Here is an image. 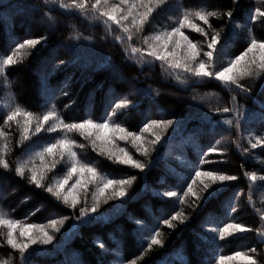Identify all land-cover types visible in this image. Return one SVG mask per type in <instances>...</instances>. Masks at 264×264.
Instances as JSON below:
<instances>
[{
    "label": "trees",
    "instance_id": "16d2710c",
    "mask_svg": "<svg viewBox=\"0 0 264 264\" xmlns=\"http://www.w3.org/2000/svg\"><path fill=\"white\" fill-rule=\"evenodd\" d=\"M63 2L71 4L72 0ZM113 2L118 3V0ZM59 4L60 0H2L0 3V58L10 55L15 45L26 38L47 37L44 47L37 46L39 52L23 55L16 65L6 66L5 77H0V130L5 133L4 139H0V147L4 149L0 155L9 165L8 169L0 166V214L4 213L5 218L19 221L21 226L33 223L48 226L53 218L68 217L60 232L55 233L56 239L52 245L42 246V249L34 246L38 248L32 258L35 264H97L98 259L103 264H160L162 256L166 254L170 256L168 264H217L219 256H234L236 252L251 256L258 264H264V243L261 242L264 236L260 235L264 233V221L261 220L264 216V179H261L264 177V149H250L249 153L242 151L248 146L249 135H264V124L252 120L237 129L224 123L222 120H231L233 114L224 113L222 109L234 107L232 96L236 95L235 92L214 79H205L196 85L191 81L182 83L170 74L166 66L151 58L147 61L151 65L140 67L133 62L137 59H132L135 56L130 50L131 47H144L143 36H150L154 31L165 28L170 30L178 15L185 10L202 8L218 13L232 10L238 24L249 25L250 34L247 30L241 33L240 29H236L237 36L233 42L227 49H221L222 55L227 51V55H223V64H226L243 50L251 37L264 39V19L255 22L248 20L250 12L264 6L258 5L257 0H169L164 8L153 13L150 18L152 22L145 25L144 32L134 35L130 44L127 42L129 45L123 47V43L115 38V35H122L117 27L113 25L109 30L94 16L82 18V15H86L79 10L61 9ZM39 12L43 13L45 22L41 21ZM209 22L221 33L222 38L229 33L226 16L210 17ZM194 23L201 24L200 21ZM202 26L207 28L206 25ZM183 31L206 48L204 36L188 28ZM44 58L48 63H42ZM56 59L64 63L55 62ZM53 65L58 66L55 72H52ZM221 66V60L217 59L216 67ZM150 71L152 73L148 74ZM49 73L46 94L41 87L40 77ZM133 80L137 84L131 88ZM65 81L66 94L57 91L53 96L51 93ZM242 83L249 85L253 81L245 80ZM141 90L149 94L144 95ZM129 91L131 94L127 100L138 106L115 108L122 101L123 94ZM193 91L197 93L194 95ZM176 95L178 99L174 97ZM181 96L185 99L194 97L191 102L180 103ZM262 99L257 94L256 102L253 103L244 94L236 96L238 104L254 112L258 111ZM13 107L32 111L34 115H43L51 109L65 123L88 118L100 122L107 118L110 123H117L127 131L137 133L147 119H181L184 125L175 135L169 129L165 140L170 135L172 138L167 143L162 140L156 146L157 151L151 152L147 158L137 151L130 139L113 141L114 148H123L133 159L146 165L142 173L131 165L119 164L114 158L101 155L98 149L93 150L91 140L75 130L58 129L54 133L42 131L37 134L30 131L28 139L21 140V128L15 121L9 125L3 124L4 116ZM134 114L137 117L133 118ZM204 114L210 117L211 123L202 119ZM20 120L22 124L23 118ZM144 136L145 139L152 138L148 133ZM224 136L230 139L221 141ZM62 138L74 141L77 146L73 150L77 153V159L95 167L99 174L112 179L134 176L132 185L126 189L128 197L134 198H125L123 207L118 211L114 210V205L120 203L119 200L101 203L100 211L106 213L107 220L72 229L75 222L72 209L45 190L48 184L66 174L70 166L66 156L63 159L55 157V164L53 157L45 156L43 188H37L30 182L27 169L24 178L15 173L16 166L26 161L28 168L39 169L41 160L35 153ZM211 148L216 150L209 151ZM202 153L207 163L200 162ZM196 168L216 170L235 175L238 179L225 182L224 185H213L214 188H221L219 194L207 203L198 202V207L192 196L184 197V203L181 204L178 197L187 190ZM246 172L254 173L257 179L250 181ZM75 178L74 175L65 186V191ZM145 186L147 190H144ZM87 187L86 202L90 207L95 188L93 184ZM193 188L199 192L202 185L197 181ZM167 190L176 191L178 196H163L162 193ZM78 195L77 209L85 206L84 191L78 190ZM176 213L181 214L183 224L179 223V219L171 220ZM137 218L148 227L141 230V225L135 223ZM165 219L173 227L164 224ZM226 223H239L251 231L226 234L220 240L218 231L213 232L212 229H218ZM48 230L51 232L50 227ZM155 232L160 233L158 238L163 241V247L153 245L148 249V237ZM6 233V228H0V259H11L12 264H20L19 253L6 244ZM15 235L19 236V230ZM98 242L115 252L102 251ZM136 245L143 247L142 252L126 260ZM117 248L125 252L119 253ZM226 264H245V261L233 259L226 261Z\"/></svg>",
    "mask_w": 264,
    "mask_h": 264
},
{
    "label": "snow or ice",
    "instance_id": "6c2138e0",
    "mask_svg": "<svg viewBox=\"0 0 264 264\" xmlns=\"http://www.w3.org/2000/svg\"><path fill=\"white\" fill-rule=\"evenodd\" d=\"M53 2H56V0H53ZM0 3H2V0H0ZM168 3L169 0H118V3L113 2V0H72L71 4H67L63 0H60L59 6L61 9L74 8L85 15L94 16L96 19L101 20L109 30L115 25L122 33L117 39L121 43L129 42L130 44L134 35L144 32L145 25L151 24L150 18L153 17V13L157 9L164 8ZM257 4L264 6V0H257ZM224 16L228 18L227 27L229 33L222 38L221 33L210 24L209 18H223ZM258 19H264V8L262 7H256L248 16V20L251 22H255ZM194 21H200L201 24L194 23ZM202 25H206L207 28ZM185 28L204 36L207 40L206 48H203L199 42H194L189 36L185 35L183 31ZM236 29H240L241 33L247 30L250 34L249 25L238 24L234 20V11L232 10L226 13L205 11L202 8L194 11L185 10L178 15L170 30L165 28L154 31L150 36H143L144 47H131L130 50L131 54L138 61L147 62L149 58L152 61H159L163 66L167 67L175 79L180 80L182 83L191 81L196 85L202 83L205 79H214L219 81L223 87L235 92L236 95L232 96L234 107H224L222 109L224 113L233 114L232 119L226 120L224 123L233 125L237 129L244 127L252 120H259L264 124V99L261 100L259 109L255 112L236 102V96L240 94H244L246 99L253 103L256 102L257 94L259 97L264 98V39L251 37L239 54L234 55L226 64H223V55H227V51L222 55L221 49H227V46L233 42V39L237 36ZM46 41L47 37L42 36L40 38H26L22 43H17L10 55H3L0 58V77H5L6 66L16 65L23 55H34L39 52L40 48L44 47ZM37 46H40V48ZM217 59H220L222 62V66L219 68L216 67ZM42 63H48L47 59H42ZM59 63L63 64L64 62L60 61ZM57 67V65H53L52 72H55ZM50 74H42L40 77L41 87L46 94H48V76ZM68 79L70 80L71 77ZM245 80H252L253 84L245 85L242 83ZM66 87L67 81L51 94L54 96L57 91L66 94L64 92ZM141 92L144 95L149 94L143 90ZM137 94H140V92ZM156 94L158 95L159 93ZM137 106L132 105L130 100L124 99L116 104L115 108ZM217 111H220V109H217ZM112 114L115 113L113 112ZM20 118H23L22 124ZM202 119L208 120L211 123L210 117L207 114H204ZM13 121L21 128V140L28 139L30 131L33 134L42 131L54 133L58 129L78 131L82 136L91 140L93 150L98 149L101 155H107L109 159L114 158L115 162L119 164L131 165L132 168L138 169L142 173L145 172L146 165L133 159L123 148H114L113 141L130 139L137 151L147 158L151 152L157 151L156 146L160 145L162 140H165V134L169 129H172V135H175L184 125V121L181 119H147L143 122L142 127L139 128V133H137L135 131H127L117 123H110L107 118L102 119L100 122H94L93 119L88 118L80 122L65 123L54 110L49 109L43 115H34L32 111L23 110L21 107L9 108L3 118L4 125H9ZM46 124L48 125L47 128H45ZM145 133H148L152 138L145 139ZM172 135L168 137V140L172 138ZM4 137L5 133L0 130V139H4ZM247 139L248 146L242 148L243 152L249 153L250 149H264V135L259 137H251L249 135ZM168 140H165V143ZM76 146L74 141L68 138L58 139L55 143H49L41 151L35 153V156L41 160V167L39 169L36 167L28 168L27 161L20 163L15 168L16 175L21 178H24L25 170L27 169L30 172V182L37 188H43L45 187L42 183L45 180V156L53 157V164L56 163L55 157L63 159L66 156L68 158L70 166L67 168L66 174L62 178L48 184L45 190L57 201H62L64 205L72 209V215L75 217V222L71 226L72 229L94 225L107 220L108 216L106 213L100 211L101 203L107 204L110 200H119L120 203L114 205V210H120L123 207L125 198H134L128 197L126 189L135 180L134 176L127 179H112L99 174L95 167L82 163L77 159V153L73 150ZM215 150V148L209 149V151ZM3 151V147H0V153ZM200 162H208L203 159V153L201 154ZM0 166L4 169H8L9 167L2 155H0ZM74 175L76 177L74 182L65 191V186L69 184ZM245 175L250 181L257 179L254 173L246 172ZM237 179L238 177L235 175L223 174L216 170H201L200 168H196L194 176L191 177V183L187 184V190L178 199L182 204L184 203V197L192 196L195 198L194 203L198 207V202L207 203L219 194L221 188H214L213 185H224L225 182ZM261 179H264V177H261ZM197 181L202 185L199 192L193 188V185L197 184ZM89 184H93L95 188L92 193L90 207L87 206L86 202L87 186ZM109 189H111V193H109ZM78 190H83L85 193V206L79 209H77L79 203ZM144 190H147V186H145ZM156 195L161 194L156 193ZM162 195L165 197L178 196L176 191L171 190L164 191ZM77 211L78 216L76 215ZM66 219L68 217H64L63 219L53 218L48 226L35 223L21 226L19 221L7 219L0 215V228L7 229L6 244L19 253L20 264H35L32 258L37 254L38 248L34 246L42 249V246L52 245L56 239L55 233L60 232V228ZM129 219L132 218L129 217ZM178 219L180 224L184 223V219L181 218L180 213H176L171 217L172 221ZM261 220L264 221V216L261 217ZM163 222L169 228L173 227L169 220L165 219ZM135 223L141 225V230L148 227L139 218L135 220ZM49 227L51 228V232L48 230ZM17 230H19V236L15 235ZM212 231H218L219 239L223 240L226 234L231 235L233 232L245 233L251 231V229L239 223H226L218 229L213 228ZM260 235L264 236V233ZM159 236L160 233L155 232L148 237V249H151L153 245L163 247V241L158 238ZM261 242L264 243V240ZM98 243L100 249L106 251L105 245L102 242ZM252 251L255 252L256 249L253 248ZM233 259H242L245 261V264H258L257 260L241 252H236L234 256H219L217 264H226V261ZM0 264H12V261L11 259H0ZM97 264H103V261L98 259Z\"/></svg>",
    "mask_w": 264,
    "mask_h": 264
},
{
    "label": "rangeland",
    "instance_id": "374dc122",
    "mask_svg": "<svg viewBox=\"0 0 264 264\" xmlns=\"http://www.w3.org/2000/svg\"><path fill=\"white\" fill-rule=\"evenodd\" d=\"M52 15V14H51ZM39 17H40V19H41V21L42 22H45L46 21V18H44V15H43V13H41V12H39ZM46 17V16H45ZM84 17H90L89 15H86V16H84V15H82V18H84ZM36 22V21H35ZM34 25H36V23L34 24ZM115 26V25H114ZM116 27V26H115ZM119 35H115V38H117ZM123 47H125L126 45H129V44H127V42H125V43H123V44H121ZM230 45V44H229ZM229 45L227 46V47H229ZM130 48V47H129ZM136 57H134V58H132V59H135ZM61 61V60H60ZM55 62H59V59H56V61ZM133 62H136V64H138L140 67H142L143 65H146V64H149V65H151V63L149 62H142V61H133ZM152 73V71H150L148 74H151ZM118 76V75H117ZM115 78H117L116 76H115ZM114 78V79H115ZM131 83H133L131 86V88H133L136 84H137V81H135V80H133ZM129 89V88H128ZM131 91H129V92H125L123 95L124 96H122V100H124V99H127V97L129 96V93H130ZM133 93H134V90H133ZM197 92H195V91H193V94L195 95ZM131 94V93H130ZM175 98H177L178 99V97L179 96H174ZM192 97H194V96H189L188 98L189 99H185V97H180L179 98V102L180 103H184V102H191L192 100H191V98ZM135 117H137L135 114H134V116H133V118H135ZM132 118V117H131ZM226 120H229V119H223L222 121L224 122V121H226ZM230 139V137H228V136H224V137H222V140L221 141H228ZM167 147V146H166ZM170 149V148H169ZM228 158V157H227ZM218 169H220V167H217ZM2 204V203H1ZM0 215H2V216H6V215H4V213H2V214H0ZM163 218V217H162ZM135 245V244H134ZM119 253H124L125 251L122 249V248H117L116 249ZM142 250H143V247L142 246H134V249H133V251L131 252V254H130V257H128L126 260H128L129 258H133V257H135V256H137L139 253H141L142 252ZM111 251H113V252H115V250L113 249L112 250V248L111 249H109L108 247L106 248V253H108V252H111ZM163 258H162V260L160 261V264H168V263H170V261H169V259H170V256H169V254H166V255H164V256H162Z\"/></svg>",
    "mask_w": 264,
    "mask_h": 264
},
{
    "label": "bare ground",
    "instance_id": "6f19581e",
    "mask_svg": "<svg viewBox=\"0 0 264 264\" xmlns=\"http://www.w3.org/2000/svg\"><path fill=\"white\" fill-rule=\"evenodd\" d=\"M50 97V96H49Z\"/></svg>",
    "mask_w": 264,
    "mask_h": 264
}]
</instances>
